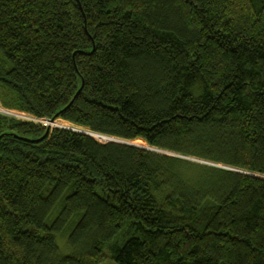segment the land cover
Here are the masks:
<instances>
[{
  "label": "trees",
  "instance_id": "16d2710c",
  "mask_svg": "<svg viewBox=\"0 0 264 264\" xmlns=\"http://www.w3.org/2000/svg\"><path fill=\"white\" fill-rule=\"evenodd\" d=\"M0 105L155 149L0 115V264H264V0H0Z\"/></svg>",
  "mask_w": 264,
  "mask_h": 264
},
{
  "label": "rangeland",
  "instance_id": "374dc122",
  "mask_svg": "<svg viewBox=\"0 0 264 264\" xmlns=\"http://www.w3.org/2000/svg\"><path fill=\"white\" fill-rule=\"evenodd\" d=\"M22 114H24V113H22ZM57 122H59L58 124H61V123H66V122H64V121H62V120H60V119H57ZM69 127H71V128H73V129H80V130H83V128H79V127H74V125H71V124H69V123H66ZM39 125H42L43 127H45V128H47L46 129V134L48 133V132H51L53 129H55V128H59V127H57V126H54V125H52V124H49L48 122H46L45 124H39ZM45 134V135H46ZM44 135V136H45ZM94 139H95V141H97V142H99V143H108V142H110L111 141V139H106V138H101V137H93ZM131 142H133V141H131ZM130 143V142H129ZM144 147V146H143ZM146 148H150L149 146H147L146 145ZM150 150H152V148L150 149ZM155 150V149H154ZM154 150H152V151H154ZM166 154H168L169 156H176V155H173L172 153H170V152H167ZM193 160H195V159H193ZM195 161H197V160H195ZM198 161H200V160H198ZM56 245H57V247L59 248V251H60V253L61 254H65V255H67V254H71V252H72V250L70 249V248H68V246H67V244H66V242H65V238H63V237H61V236H58L57 238H56ZM97 264H115V262L113 261V260H111V258H110V256H109V254L105 251V253H104V255H103V257H102V259L97 263Z\"/></svg>",
  "mask_w": 264,
  "mask_h": 264
},
{
  "label": "built area",
  "instance_id": "2783aa9c",
  "mask_svg": "<svg viewBox=\"0 0 264 264\" xmlns=\"http://www.w3.org/2000/svg\"><path fill=\"white\" fill-rule=\"evenodd\" d=\"M0 115H4V116H7V117L11 116V117H14L16 119H20V120H23V121H26V122H33L35 124H45L46 122H48V120H45V119H38V118L29 116V115H26V114H22V113H19V112H16V111L5 109L1 105H0ZM49 124H51V123H49Z\"/></svg>",
  "mask_w": 264,
  "mask_h": 264
},
{
  "label": "bare ground",
  "instance_id": "6f19581e",
  "mask_svg": "<svg viewBox=\"0 0 264 264\" xmlns=\"http://www.w3.org/2000/svg\"><path fill=\"white\" fill-rule=\"evenodd\" d=\"M59 122H57V121H55V122H53V123H51L52 125H54V126H57V127H61V128H66V129H71V130H73V131H83V132H87V133H92V132H90L88 129H84L83 128V130H80V129H73V128H71V127H69L66 123H61V124H58ZM75 127V126H74ZM106 139H110V137H105ZM131 144H133V145H136V146H144V147H146V143L145 142H143L142 140H135V141H133V142H130Z\"/></svg>",
  "mask_w": 264,
  "mask_h": 264
},
{
  "label": "water",
  "instance_id": "95a60500",
  "mask_svg": "<svg viewBox=\"0 0 264 264\" xmlns=\"http://www.w3.org/2000/svg\"><path fill=\"white\" fill-rule=\"evenodd\" d=\"M77 132L83 133V134L88 135V136H90L92 138L95 136L93 133H90L89 134V133L83 132V131H77ZM110 139H111L110 142H115V143H119V144H123V145L135 146V147H139V148H143V149H147V150H150L151 149V148H146V147H142V146L140 147V146L133 145V144L129 143L130 141L119 140V139H116V138H110ZM152 150H154V149H152ZM158 152L161 153V154L168 155V154H166L167 151H161V150H159Z\"/></svg>",
  "mask_w": 264,
  "mask_h": 264
},
{
  "label": "clouds",
  "instance_id": "9594fccd",
  "mask_svg": "<svg viewBox=\"0 0 264 264\" xmlns=\"http://www.w3.org/2000/svg\"><path fill=\"white\" fill-rule=\"evenodd\" d=\"M45 120H46V119H45ZM55 121H57V120H54V121H49V120H48L49 123H53V122H55ZM59 128H61V127H59ZM65 129H66V128H65ZM69 130H71V129H69ZM71 131H73V130H71ZM74 132H77V131H74ZM90 132H91V131H90ZM92 133H93V132H92ZM93 134H94L96 137L105 138V136H102V135H99V134H96V133H93ZM95 136H94V137H95Z\"/></svg>",
  "mask_w": 264,
  "mask_h": 264
}]
</instances>
